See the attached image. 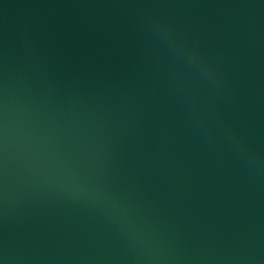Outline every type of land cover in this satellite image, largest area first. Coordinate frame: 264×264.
<instances>
[{
    "label": "water",
    "instance_id": "95a60500",
    "mask_svg": "<svg viewBox=\"0 0 264 264\" xmlns=\"http://www.w3.org/2000/svg\"><path fill=\"white\" fill-rule=\"evenodd\" d=\"M0 264H264V0H0Z\"/></svg>",
    "mask_w": 264,
    "mask_h": 264
}]
</instances>
